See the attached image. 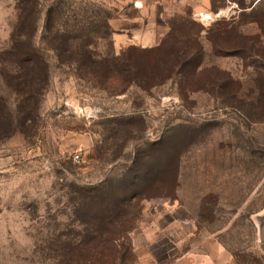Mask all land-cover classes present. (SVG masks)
<instances>
[{
    "label": "rangeland",
    "instance_id": "374dc122",
    "mask_svg": "<svg viewBox=\"0 0 264 264\" xmlns=\"http://www.w3.org/2000/svg\"><path fill=\"white\" fill-rule=\"evenodd\" d=\"M36 1L37 13L35 0H0V93H7L16 106L17 96L4 73L16 67L6 61V51L24 10L25 32L33 33L38 19L36 41L51 68L31 130L0 138V264H59L49 246L78 238V192L120 177L133 160L157 165L153 173H158L168 151L180 160L176 189L171 197L161 196L160 184L154 185L151 193L156 196L140 203L131 239L145 205L155 207L167 200L187 210L185 222L173 229V241L179 244L172 251L171 244L133 245L129 264H198L187 250L200 243L211 248V239L215 264H264L259 236L264 215V120L254 123L246 117L249 103L259 94L257 71L264 67V27L251 22L257 0H242L247 6L243 12L232 0H213L216 6L226 4L217 11L212 10V0ZM60 7L70 28L95 18L102 26L95 48L102 55H119L131 46L156 47L168 39L172 26L182 28L175 27L178 38L200 32L204 68L195 75L176 73L150 87L124 88L114 82L102 86L47 49L46 17ZM233 16L243 50L215 56L207 30ZM258 17L264 26V16ZM157 30L162 35H155ZM165 49L169 53L172 44ZM150 63L148 73L153 69ZM214 67L235 81H225V92L213 80H224ZM251 109L254 114L260 111Z\"/></svg>",
    "mask_w": 264,
    "mask_h": 264
},
{
    "label": "trees",
    "instance_id": "16d2710c",
    "mask_svg": "<svg viewBox=\"0 0 264 264\" xmlns=\"http://www.w3.org/2000/svg\"><path fill=\"white\" fill-rule=\"evenodd\" d=\"M232 1L237 2L241 12L247 8L242 0ZM34 6L37 13L38 1L35 0ZM224 7L226 4L216 6L212 0V10ZM251 13L254 15L251 22L261 24L260 28L263 30L264 26L259 22L261 18L258 16H264V0H257L251 7ZM65 18L63 8L49 10L45 21L47 49L53 51L60 61L76 65L82 75L102 86L106 87L114 82L124 88L132 85L150 87L176 73L183 76L195 75L199 68H204L205 51L200 32L187 34V38H178L175 27L177 31L182 28L172 26L168 39H164L156 47L131 46L119 55H102L95 48L96 35L102 27L96 23L95 18L72 28L69 27L67 17ZM37 20L33 21L36 33ZM234 21L235 16L231 20L223 18L212 28H208L206 38L211 43L215 56H225L230 51L235 54L242 52L241 30L233 24ZM191 24L195 25L196 22L192 21ZM197 25L200 26L198 23ZM27 26L28 15L24 10L12 32L10 48L6 51V61L14 62L16 67L9 73H4L5 80L8 88L16 94L17 101L13 108L7 93H0V138L31 130V124L39 117L42 98L51 79L49 60L43 48L38 46L36 34L24 31ZM167 43L172 44L169 53L165 49ZM194 47L197 48L195 52L192 51ZM149 62L153 67L151 73H148ZM214 70L221 72L224 78L222 82L217 77L213 79L218 87L223 88L222 92L227 88L225 81L226 84H235L230 75L216 67ZM256 75L255 83L259 94L249 106L257 107L260 111L258 114L252 113L251 108L246 111V117L254 123L264 120L263 66ZM144 166H147L144 173L139 172ZM156 166L133 160L128 171L120 177L108 178L103 183L83 187L78 192L75 215L82 225V230L77 233L78 238L49 246L60 258L59 264H129L132 261L134 247L131 232L140 216V203L156 196L151 193L156 183L160 184V195L170 197L178 183L180 160L170 155L169 151L164 163L160 165L161 169L158 173H153Z\"/></svg>",
    "mask_w": 264,
    "mask_h": 264
},
{
    "label": "crops",
    "instance_id": "0c3cea01",
    "mask_svg": "<svg viewBox=\"0 0 264 264\" xmlns=\"http://www.w3.org/2000/svg\"><path fill=\"white\" fill-rule=\"evenodd\" d=\"M155 35L160 36L162 33L157 30ZM145 206L140 227L132 235L134 247L139 248L141 244L145 243L150 248L156 244L169 246L171 244L170 250L172 251L179 244L177 240L173 241V229L176 225L185 222L183 214L186 213V208L175 203V201L167 200L158 203L155 207ZM210 245L211 248H204V245L200 243L193 246L192 250L188 249L186 255L195 258L198 264H215V243L212 239Z\"/></svg>",
    "mask_w": 264,
    "mask_h": 264
},
{
    "label": "water",
    "instance_id": "95a60500",
    "mask_svg": "<svg viewBox=\"0 0 264 264\" xmlns=\"http://www.w3.org/2000/svg\"><path fill=\"white\" fill-rule=\"evenodd\" d=\"M259 236L261 242H264V215L261 219L260 229H259Z\"/></svg>",
    "mask_w": 264,
    "mask_h": 264
},
{
    "label": "built area",
    "instance_id": "2783aa9c",
    "mask_svg": "<svg viewBox=\"0 0 264 264\" xmlns=\"http://www.w3.org/2000/svg\"><path fill=\"white\" fill-rule=\"evenodd\" d=\"M75 159H76V160H79V159H80V155H79V154H76V155H75Z\"/></svg>",
    "mask_w": 264,
    "mask_h": 264
}]
</instances>
